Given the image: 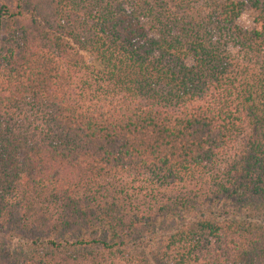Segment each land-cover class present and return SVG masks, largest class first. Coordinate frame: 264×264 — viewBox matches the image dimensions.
Masks as SVG:
<instances>
[{
    "label": "trees",
    "instance_id": "trees-1",
    "mask_svg": "<svg viewBox=\"0 0 264 264\" xmlns=\"http://www.w3.org/2000/svg\"><path fill=\"white\" fill-rule=\"evenodd\" d=\"M0 264H264V0H0Z\"/></svg>",
    "mask_w": 264,
    "mask_h": 264
},
{
    "label": "rangeland",
    "instance_id": "rangeland-1",
    "mask_svg": "<svg viewBox=\"0 0 264 264\" xmlns=\"http://www.w3.org/2000/svg\"><path fill=\"white\" fill-rule=\"evenodd\" d=\"M251 23H252V14L246 13L241 20V25L248 27L251 25ZM21 123L26 129H29L30 131H32L34 130L36 126H39V127L41 126V117L40 116L35 117V116H32L31 113H29L28 115H25V117L21 119ZM239 150L241 151V147H239ZM133 181L137 183L142 182L140 178L134 179ZM173 196H174L173 194L167 193L166 199L173 198Z\"/></svg>",
    "mask_w": 264,
    "mask_h": 264
}]
</instances>
